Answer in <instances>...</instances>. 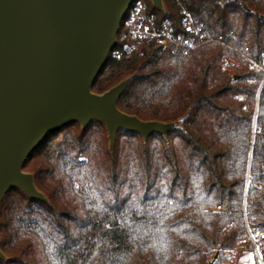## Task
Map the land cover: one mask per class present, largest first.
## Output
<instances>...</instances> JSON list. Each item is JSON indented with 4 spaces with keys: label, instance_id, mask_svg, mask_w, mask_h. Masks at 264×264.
Instances as JSON below:
<instances>
[{
    "label": "trees",
    "instance_id": "obj_1",
    "mask_svg": "<svg viewBox=\"0 0 264 264\" xmlns=\"http://www.w3.org/2000/svg\"><path fill=\"white\" fill-rule=\"evenodd\" d=\"M162 1L165 12L149 2L147 13L175 33L184 8L233 46L203 43L182 56L148 44L128 57L109 54L91 90L128 78L119 110L175 124L146 139L118 130L109 147L102 123L73 121L41 141L22 166L47 201L18 188L2 196L0 264L231 261L245 231L244 195L249 225L264 230V75L238 53L264 61V0ZM260 252L264 264V245Z\"/></svg>",
    "mask_w": 264,
    "mask_h": 264
},
{
    "label": "water",
    "instance_id": "obj_2",
    "mask_svg": "<svg viewBox=\"0 0 264 264\" xmlns=\"http://www.w3.org/2000/svg\"><path fill=\"white\" fill-rule=\"evenodd\" d=\"M149 1L163 8L162 0ZM132 3L0 0V202L10 188L47 201L22 165L41 141L73 121L81 127L91 120L102 123L109 147L118 130L146 139L153 132L166 135L175 124L119 110L128 78L101 93L91 90ZM0 259H5L1 248Z\"/></svg>",
    "mask_w": 264,
    "mask_h": 264
},
{
    "label": "built area",
    "instance_id": "obj_3",
    "mask_svg": "<svg viewBox=\"0 0 264 264\" xmlns=\"http://www.w3.org/2000/svg\"><path fill=\"white\" fill-rule=\"evenodd\" d=\"M180 14L182 16L181 31L175 33L168 19L157 21L152 14L147 13L145 3L136 0L121 16L109 54L116 59L128 57L135 54L141 45L148 44L161 48L169 46L174 53L182 56L203 43L217 42L221 45L233 46L231 42L227 41L229 34L226 36H211L193 21L186 9L182 8ZM238 53L248 64L250 70L264 75V61H255L241 50H238ZM262 79L264 81V76ZM246 176L248 177V173ZM258 188L264 192V184L259 185ZM248 204L249 201L244 195L240 209L245 231L238 234L232 252L250 253L256 258L254 264H263L260 246L264 245V230H255L249 225L252 218L249 217V211L246 208ZM214 210L219 211L220 209L216 207ZM227 225L228 230H236L235 225L231 223ZM219 264H229V259L222 260Z\"/></svg>",
    "mask_w": 264,
    "mask_h": 264
},
{
    "label": "rangeland",
    "instance_id": "obj_4",
    "mask_svg": "<svg viewBox=\"0 0 264 264\" xmlns=\"http://www.w3.org/2000/svg\"><path fill=\"white\" fill-rule=\"evenodd\" d=\"M135 3L136 0H133ZM143 1V3L148 4L149 0H140ZM162 12H165V6L163 3V8L161 9ZM230 63L232 64H238L236 61L234 60H230ZM228 70L230 71V73L233 72V65L228 68ZM230 257H231V261L229 260V264H254L256 263V258L254 256H252L250 253L247 252H237V253H233L232 251L230 252Z\"/></svg>",
    "mask_w": 264,
    "mask_h": 264
}]
</instances>
